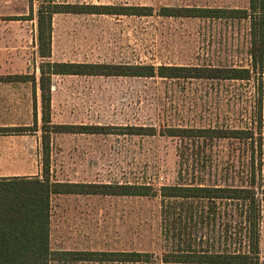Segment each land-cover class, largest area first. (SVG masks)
I'll list each match as a JSON object with an SVG mask.
<instances>
[{
    "label": "rangeland",
    "instance_id": "rangeland-1",
    "mask_svg": "<svg viewBox=\"0 0 264 264\" xmlns=\"http://www.w3.org/2000/svg\"><path fill=\"white\" fill-rule=\"evenodd\" d=\"M56 2L147 6L153 12L150 16L55 14L52 61L155 67L249 65V21L158 15L163 7L244 9L248 0ZM30 3L36 13V0H0V78L39 76L41 59L35 47L36 20L20 19L29 16ZM252 75L250 82L54 76L52 124L99 125L112 131L52 134L51 175L62 181L145 184L159 190L162 186L177 184L179 162L190 161L205 170V180L217 185L228 182L239 186L244 184L246 170L253 164L258 194L264 198V70L258 69ZM258 79L263 82L260 128L256 111ZM31 85L18 83L17 110L13 112L16 114L0 115V124L33 125ZM40 126L39 114L37 128ZM131 128L147 130L145 133L153 130L154 135H129ZM173 128L244 129L251 131L253 137L219 141L207 138L193 143L191 139L168 136ZM38 137L39 133L0 136L3 169L17 164L19 170L28 168L35 172L37 160H43ZM166 205L160 196L53 195L51 247L54 250L148 252L160 258L173 244L162 221V209ZM259 248L264 260V199Z\"/></svg>",
    "mask_w": 264,
    "mask_h": 264
},
{
    "label": "trees",
    "instance_id": "trees-1",
    "mask_svg": "<svg viewBox=\"0 0 264 264\" xmlns=\"http://www.w3.org/2000/svg\"><path fill=\"white\" fill-rule=\"evenodd\" d=\"M36 53L41 59L39 90L41 106L42 174L39 177L0 178V264H264L260 256L261 204L254 165L246 170L243 185H217L205 180V170L196 162H179V182L159 190L145 184L69 183L50 179L51 135L57 133L103 134L111 128L99 125L52 124L51 82L55 75L140 77L167 79L253 80L256 70H264V0H248L244 9L163 7V17L209 18L249 21L247 67H185L133 64H97L56 62L50 59L53 16L60 13L150 16L147 6H110L58 3L56 0H36ZM4 82L31 81L34 75H10ZM256 111L261 126L262 79L256 80ZM254 121V120H253ZM37 102L33 94V125L0 128V132L37 131ZM118 130H123L118 127ZM129 135H154L153 130L129 129ZM171 137L201 140L241 139L253 137L244 129L173 128ZM260 143L258 148L260 149ZM198 163V162H197ZM202 164L203 163H199ZM82 194L102 196H160L167 205L162 209V221L167 238L173 240L171 250L160 258L148 252L65 251L50 246V202L52 195ZM176 226V227H175ZM173 228V230H171ZM205 229L207 231L205 232ZM175 243V244H174Z\"/></svg>",
    "mask_w": 264,
    "mask_h": 264
},
{
    "label": "crops",
    "instance_id": "crops-1",
    "mask_svg": "<svg viewBox=\"0 0 264 264\" xmlns=\"http://www.w3.org/2000/svg\"><path fill=\"white\" fill-rule=\"evenodd\" d=\"M34 16H35V13H34ZM52 27H53V22H52ZM52 36H53V32H52ZM35 47H36V37H35ZM8 76H10V75H8ZM55 76H60V75H55ZM5 77H7V76H4L2 78H5ZM34 77H35V83H34L35 85H33V83L31 81H25V82H4V81H0V115H8V114L13 113L17 110V106H16V102H15V99L17 97L15 94V91L18 88V86H17L18 83H22V84L30 83V84H32L31 85V97H32L31 114L33 117V94L35 93L36 102H37V117L39 114L41 115L40 90H39V85H38L39 76L38 77L34 76ZM13 114H16V113H13ZM14 127H18V126L0 124V128H14ZM37 129L38 130L35 132H27V133H25V132H21V133H18V132L2 133V132H0V136H14V135H23V134H34L35 135V134L39 133V137L37 138V140H38V143H40V147L42 150L41 130H40V127ZM57 134H59V133H57ZM72 134H82V133H72ZM39 154H40V152H39ZM38 158H40V155H38ZM42 161L39 159L37 160L38 164L35 167V172H31L28 168H25L24 170H19L17 167V164L16 165L15 164L14 165L9 164L8 166H4V169H3V165L0 162V178H13V177H39V178H41ZM50 179L52 181H58V182L87 184V182H72V181L57 180V179L53 178V176L51 175V172H50ZM89 183H96V182H89ZM56 195H82V194H56ZM50 224H51V222H50ZM50 246H51V244H50ZM65 251H88V250L65 249Z\"/></svg>",
    "mask_w": 264,
    "mask_h": 264
}]
</instances>
